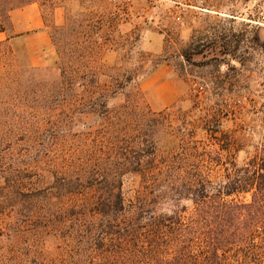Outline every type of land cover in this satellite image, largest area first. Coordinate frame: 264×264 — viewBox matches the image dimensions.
<instances>
[{"label": "rangeland", "instance_id": "obj_1", "mask_svg": "<svg viewBox=\"0 0 264 264\" xmlns=\"http://www.w3.org/2000/svg\"><path fill=\"white\" fill-rule=\"evenodd\" d=\"M55 1L54 9L47 0L34 2L52 38L45 63L33 64L42 51L31 52L24 38L4 48L14 59L0 60V110L16 114L18 125L14 147H0V155H8L3 171L8 169L26 199L43 193L53 204L46 216L28 210L45 208L38 200L16 201L11 214H0V264L96 262L100 256L86 240L94 225L91 211L105 189H122L127 209L137 207L141 189L172 193L165 186L185 180L195 188L206 181L208 189H216L234 165L244 166L264 144V101L257 93L264 78V0H223L239 12L209 16V33L191 40L178 31L173 50L167 49L166 5L140 19L152 28L142 36L137 17L123 19L105 0ZM57 17L63 24H56ZM0 20L15 34L11 19ZM166 60L178 73L181 96L158 107L142 80ZM13 81L17 88L5 90ZM238 99L244 109L235 105ZM138 158L153 161L146 165L152 179L144 188L133 164ZM105 175L115 182L103 183ZM180 204L194 207L189 200ZM191 216L185 219L189 224ZM130 239L137 242V234ZM231 252L236 264L244 257L242 264H253L264 259V244L256 239Z\"/></svg>", "mask_w": 264, "mask_h": 264}, {"label": "trees", "instance_id": "obj_2", "mask_svg": "<svg viewBox=\"0 0 264 264\" xmlns=\"http://www.w3.org/2000/svg\"><path fill=\"white\" fill-rule=\"evenodd\" d=\"M16 1H21V4L35 2L0 0V6H3L0 18L10 19L9 12L19 7ZM47 3L51 9L56 7L55 0H47ZM2 24L0 20V30L5 31ZM8 44V41L0 42V49L3 48L0 50V60L15 58L14 53L4 55V48L10 47ZM185 56L189 58L186 52ZM90 85L98 88L97 81H91ZM17 86L16 81L4 85L8 91H14ZM9 114L8 109L0 110V147L12 144L13 148L17 115L11 117ZM7 157L6 153L0 155V170L3 172L0 173L3 182L0 186V214H11L16 201L24 204L38 200L44 202L45 208L33 206L28 210L34 212L35 216H46L45 210L50 212L52 199L43 193L26 199L27 193H23L18 183L12 180L8 169L3 171ZM152 162L149 160L145 164L139 158L133 161L140 172L143 188L152 179L145 170L147 164L152 166ZM125 164L131 163H122ZM115 180V177L111 180L108 175L102 177L103 183H114ZM185 181L178 185H161L168 189L172 187V193L162 187L152 191L141 189L137 194V207L133 209H127L122 189H105L100 193L91 211L94 217L90 222L94 225L88 239L85 238L86 242L91 243L92 252L100 258L96 262L85 259L82 264H236L231 252L233 247L242 248L256 239L264 244V144L261 151L244 166L234 165V172L226 174L218 187H213L216 189H208L206 181H202L197 188ZM116 182L121 186V177ZM248 195L249 199L246 200ZM237 196L241 200L236 199ZM183 200L193 203L191 211L180 204ZM22 207L21 204L19 213ZM127 210L131 213L129 216L124 214ZM189 214L192 215L190 224L185 220ZM123 222L127 229L120 224ZM135 234L137 242L130 239ZM194 237L199 239L198 245L194 244ZM82 256V253L79 254V257ZM245 260L246 257L240 259L241 264ZM253 262L264 264V259Z\"/></svg>", "mask_w": 264, "mask_h": 264}, {"label": "crops", "instance_id": "obj_3", "mask_svg": "<svg viewBox=\"0 0 264 264\" xmlns=\"http://www.w3.org/2000/svg\"><path fill=\"white\" fill-rule=\"evenodd\" d=\"M205 9L202 11H196L184 16L181 22H175L173 18H170V24H167V37H169V45L167 49H174L176 47L175 36L178 31L182 37L187 40H191L196 34L204 35L209 33L207 28V19L209 16H228L238 13L237 5L234 7L224 5L223 0H205ZM11 19V29H14V33H8V30H0V42L8 41L9 43L19 38L27 40V49L33 53L40 52L43 57H36L41 59L38 63L33 61V64L42 65L45 63V56L48 54V50H51V34L47 32L45 28V21L39 10V6L33 3H28L19 8H15L9 12ZM234 16V15H233ZM63 18L57 17L56 24H63ZM152 30L150 22L146 24L141 23L140 19H137V32L142 33V36ZM146 38L143 37L139 43L144 42ZM148 44V43H147ZM145 48V47H144ZM45 49V50H44ZM53 50H55L53 48ZM31 56V60H32ZM178 73L171 64V60H166L164 64H161L153 71L149 72L142 80L143 89L150 93L152 97L158 98L156 104L158 107H165L177 101L181 96V88L178 84ZM160 98V99H159Z\"/></svg>", "mask_w": 264, "mask_h": 264}, {"label": "built area", "instance_id": "obj_4", "mask_svg": "<svg viewBox=\"0 0 264 264\" xmlns=\"http://www.w3.org/2000/svg\"><path fill=\"white\" fill-rule=\"evenodd\" d=\"M114 5L116 12L123 19L137 17V19L147 18L154 14L156 9L161 5L168 7V14L177 22H181L185 15L202 11L205 9V0H105ZM234 2L236 0H230ZM264 11L261 17L264 21ZM257 93L264 101V78L258 83ZM200 95V93H199ZM244 101L238 99L235 105H244ZM244 109V107H243Z\"/></svg>", "mask_w": 264, "mask_h": 264}]
</instances>
